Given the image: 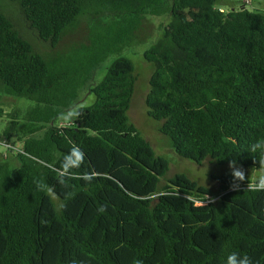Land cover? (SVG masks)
I'll return each mask as SVG.
<instances>
[{
	"label": "trees",
	"instance_id": "16d2710c",
	"mask_svg": "<svg viewBox=\"0 0 264 264\" xmlns=\"http://www.w3.org/2000/svg\"><path fill=\"white\" fill-rule=\"evenodd\" d=\"M9 1L51 46L81 19L89 40L46 56L0 8V90L34 103L22 129L13 116L3 131L22 148L15 163L0 158V264H225L232 252L264 264V180L221 176L213 196L185 175L161 181L168 161L129 119L137 77L121 53L144 18L167 16L143 51L147 115L181 157L260 169L264 13L216 0ZM80 84L92 103L79 104Z\"/></svg>",
	"mask_w": 264,
	"mask_h": 264
},
{
	"label": "rangeland",
	"instance_id": "374dc122",
	"mask_svg": "<svg viewBox=\"0 0 264 264\" xmlns=\"http://www.w3.org/2000/svg\"><path fill=\"white\" fill-rule=\"evenodd\" d=\"M242 2L248 10L264 13V0H250V3L248 4H246L244 0H216L215 7L223 8L224 10L236 9L242 7ZM0 8L13 21L19 32L33 44L34 48L46 56L67 55L72 48L88 43V23L85 19H81L78 26L63 36L57 45L51 46L47 42L41 40L37 33L29 26L25 16L16 3L4 0L0 2ZM167 21V16H148L144 18L139 29L135 32L134 41L131 43L132 45L124 47L121 52L131 61L137 77L134 93L128 110L129 119L151 144L155 153L164 157L168 161L169 168L165 175L160 177V180L164 181L175 174L185 175L199 185L206 187L212 196L219 191L220 183L217 179L221 176L242 178L252 182L264 180V167L254 169L252 167H244L234 163L218 164L210 160H203L200 163H195L190 159L179 156L172 150L169 138L159 132L158 121L147 115L145 97L149 90L148 81L153 69V63L145 60L143 51L159 35L161 25L166 24ZM95 78L96 80L100 79L97 74ZM80 87L81 84L77 85L76 89L79 90ZM88 92L89 91L86 89L80 88L82 96L79 104L88 105L95 100L94 95L89 94L90 92ZM0 96L1 108L3 110V114L0 116V140H5L2 137L8 120L13 116L16 117L19 123V130L22 129L23 124L26 122L25 119L28 116L27 113L34 106V103L25 98L6 94L4 89L0 90ZM72 111H74L73 108L69 110V114ZM65 113H67V111H65ZM65 122L66 120L63 118L56 123V126L64 125ZM17 138L18 131H15L12 136H10L9 140L11 141H5L15 146V149L13 150L14 152L9 153L8 150H6L5 153V148L0 144L1 159H9L13 163L16 162L13 155H17V151L22 148V144ZM236 170L241 171L243 175L238 174L237 177H235L233 173ZM212 198L215 199L216 197ZM3 247L4 240L2 236H0V254ZM163 249V242L159 239L157 241L155 253L152 257L154 256V259L157 258L159 254L161 255ZM54 258L52 259L54 260Z\"/></svg>",
	"mask_w": 264,
	"mask_h": 264
},
{
	"label": "clouds",
	"instance_id": "9594fccd",
	"mask_svg": "<svg viewBox=\"0 0 264 264\" xmlns=\"http://www.w3.org/2000/svg\"><path fill=\"white\" fill-rule=\"evenodd\" d=\"M5 150H8V149L5 148ZM82 158H83V154L81 153V159ZM68 159L69 158L66 157V161ZM233 174L235 177H237L238 174L243 175V173L239 170L234 171ZM255 190H264V182L259 183L256 186ZM225 264H250V261L248 260V258L246 256H242L237 252H232V253L227 255L226 260H225Z\"/></svg>",
	"mask_w": 264,
	"mask_h": 264
},
{
	"label": "built area",
	"instance_id": "2783aa9c",
	"mask_svg": "<svg viewBox=\"0 0 264 264\" xmlns=\"http://www.w3.org/2000/svg\"><path fill=\"white\" fill-rule=\"evenodd\" d=\"M246 4L250 3V0H244ZM0 144L3 145L6 149H10V150H14L15 149V146L3 141V140H0Z\"/></svg>",
	"mask_w": 264,
	"mask_h": 264
},
{
	"label": "crops",
	"instance_id": "0c3cea01",
	"mask_svg": "<svg viewBox=\"0 0 264 264\" xmlns=\"http://www.w3.org/2000/svg\"><path fill=\"white\" fill-rule=\"evenodd\" d=\"M244 6V3L242 2V7ZM223 9V8H222ZM224 10V9H223ZM226 11V10H225Z\"/></svg>",
	"mask_w": 264,
	"mask_h": 264
}]
</instances>
